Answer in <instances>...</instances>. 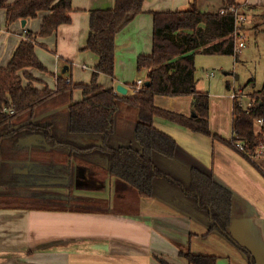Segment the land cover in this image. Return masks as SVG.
Here are the masks:
<instances>
[{"label":"trees","instance_id":"1","mask_svg":"<svg viewBox=\"0 0 264 264\" xmlns=\"http://www.w3.org/2000/svg\"><path fill=\"white\" fill-rule=\"evenodd\" d=\"M143 1L114 0L112 8L91 11L85 49L97 56L98 62L90 82L74 84L58 78L56 90L51 91L47 87L42 90L35 88L33 82L36 79L25 70L45 72V67L35 54L37 38L50 36L59 26L70 23L71 0H16L11 4H8V0H0V8L6 12L7 27L16 20L34 19L40 13H48L42 20L39 32L25 31L7 66L0 68V161L4 154L13 157L18 153L23 154L22 160L49 161L53 156L51 148L38 147L33 148L34 152H29L18 145L28 133L40 135L47 142L54 143L49 147H63V150L53 149L63 164L56 165L88 169L90 180L95 183L112 179L115 210L121 204L132 214L137 211L140 198L158 196L166 187H176L192 203V216L205 220L209 231L217 230L223 234L246 255L248 264H255L253 255L228 233L232 193L215 181L211 169L188 155L153 124L154 118H162L192 132L212 137L240 154L264 176V161H251V156H256L259 145L264 143V83L259 90L249 94L255 104L248 110L233 101L232 138L229 142L210 132L209 95L196 89L197 53L237 57L236 22L230 10L238 9L240 3L237 0H222V6L210 12L199 10L194 0L186 10L153 12L152 51L136 59L137 71H145V81L137 93L118 95L112 88L100 86L97 79L101 74L113 78L115 37L143 11ZM21 71L24 72L21 74ZM75 90H80L82 94L78 102H73L71 98ZM156 96H190L195 116L186 117L156 107ZM65 105L68 106L62 135L46 121H33L44 110ZM119 119L133 122V142L117 146L112 141ZM257 119L263 120L261 127L256 124ZM57 137L60 139L57 140ZM74 139H79V142ZM237 143L244 146V151L237 149ZM53 165L51 163L47 168ZM6 195L11 194L0 191V199ZM40 195L31 197L32 200L26 197V201L19 204L1 202L2 199L0 208H58L35 206L34 200L46 201L49 196L44 193ZM58 196L54 195L53 198L64 204L75 202ZM78 202H83L81 204L89 208L105 204L102 199H78ZM81 204L78 203L74 207L78 209L74 210L91 211L82 208ZM179 254L189 264H216L217 261L214 256L195 255L189 248L180 250ZM161 263L168 264L162 260Z\"/></svg>","mask_w":264,"mask_h":264},{"label":"crops","instance_id":"2","mask_svg":"<svg viewBox=\"0 0 264 264\" xmlns=\"http://www.w3.org/2000/svg\"><path fill=\"white\" fill-rule=\"evenodd\" d=\"M14 1L8 0V4ZM193 1L144 0L143 11L116 35L114 76L109 78L99 75L97 81L100 86L112 88L117 93L116 87L120 85L126 89V95H132L130 85L138 80L144 82L145 79L132 83L121 82L118 79V68L124 70L126 63L131 62L136 68L137 57L151 53L152 13L186 10ZM240 2L245 4L248 11L258 13V18H264V12L259 15V9L264 8V0ZM113 3L114 0H71L70 23L59 26L50 36L37 38L35 54L45 67V72L25 70L36 79L33 82L35 88L42 90L47 87L55 91L58 78L70 80L74 84L90 82L98 58L85 49L89 16L93 10L112 8ZM47 15V12L40 13L34 19L25 20V25H22V20H16L7 27L5 9L0 8V68L7 66L23 33L39 32L42 20ZM73 65H77L82 73H87L84 77L80 76V82H74ZM64 69L66 71L63 73ZM250 85L254 87V82ZM226 87L229 89L228 84ZM256 90L259 89L252 92ZM71 98L73 102L80 101L81 91L75 90ZM154 105L186 117L194 113L190 96H156ZM67 106L46 109L35 116L33 121H46L62 135L66 126ZM232 106L231 97L223 100L209 95V130L227 142L232 138ZM119 121L115 127L113 144L118 146L133 142V122L125 120L129 123L128 130H132V140L125 142L122 138L125 129ZM153 124L188 155L211 169L215 181L232 193L228 233L253 255L255 264H264V176L240 154L212 137L192 132L162 118H154ZM74 140L79 142V139ZM52 143L33 133L20 139L18 145L25 148V151L31 152L38 147L46 150L51 148L53 156L49 161L40 162L22 160L20 158L23 154L18 153L13 157L9 154L6 160L11 165L24 164L21 169L14 166L15 180L10 182L11 187L31 190L47 185L68 190L70 186L73 187L74 195L94 197L92 200L102 199L105 204L86 207L91 211H76L74 209L78 208L68 206H58L51 210L0 208V264H163L161 260L168 264H189L179 254L180 250L188 248L195 255L216 257V264H248L246 255L237 246L217 230L209 231L205 220L192 216V203L176 187H166L158 196L140 198L137 211L133 214L128 213L121 204L115 210L113 180L95 183L90 180L88 169H72V166L66 169L56 165L62 164V159L53 151L63 150V147H49ZM51 163L55 166L47 168ZM35 168L39 171L33 172ZM40 179H46V182L49 180L50 184L37 183ZM54 193L59 194L56 191ZM73 201L75 206L83 203L78 202V199Z\"/></svg>","mask_w":264,"mask_h":264},{"label":"rangeland","instance_id":"3","mask_svg":"<svg viewBox=\"0 0 264 264\" xmlns=\"http://www.w3.org/2000/svg\"><path fill=\"white\" fill-rule=\"evenodd\" d=\"M238 1L240 2V0ZM244 5V3L240 2L238 14L243 17V23L240 26L239 30L242 33V37L240 39L243 40L245 47L240 49L237 57L205 55L200 53H197L195 55L196 78L198 80L197 90H202L204 92H207L210 96L221 98L223 100H229L233 92L238 93L240 91H243L244 94L248 95V93L252 92V90L260 89L262 84L264 83V18H258V13L254 14L253 11H248V9ZM221 6L222 0H197V8L201 11H215ZM263 10L264 8L259 9V15H262V13L264 12ZM238 40L239 38H237V43ZM73 67L74 82H80L78 81L80 76L84 77L87 75V73H82V70H80L77 65H73ZM117 74H120V77L118 79L124 83H132L137 81L138 79H145V72L137 73L135 64L132 62L130 64L126 63V67L124 70L123 68L119 67ZM250 80H253L254 87L249 84ZM226 84L229 85V89H227ZM243 102H247L246 97L243 98ZM119 124H122L125 129L122 132V138L124 139V141L127 142L129 140H132V130H128L129 123H127L125 120H120ZM119 138H121V136ZM6 159L7 156L5 154L1 156L0 191L6 192L11 195H6L4 198H1L0 201L3 199L1 202L19 204L26 201V197L31 199V197L41 196L40 193H44L49 195L47 200H34L35 206H68L71 208L76 207V204L72 202L64 204L61 201L55 200L53 198L54 195H56L57 197H60L58 195H61V197L64 199L72 200H92V198H94L91 196V198H84V195H74L73 187L70 186L68 190H62L63 188L60 187H46L47 185L44 187H34L31 190L17 188L15 189L14 187L10 186V182H14L15 180L13 168L14 166H16L21 169L23 168L24 164L14 163V165H11V163ZM258 160H263V158H256L254 161L257 162ZM31 170L33 171V169ZM35 170L36 171L33 172L39 171L37 168H35ZM64 172L65 171H63V173ZM18 180L21 181L22 179ZM63 181L66 180L63 179ZM5 182L7 183L5 184ZM38 182H41L43 184H50V181L48 180L46 182V179H40V181H37V183ZM51 182L54 183L55 181L51 180ZM106 189H108L107 186ZM30 191H33V193H30ZM55 191L59 194H55ZM35 192H37V195H35ZM86 197L89 196L86 195ZM82 206L88 207L87 205Z\"/></svg>","mask_w":264,"mask_h":264},{"label":"built area","instance_id":"4","mask_svg":"<svg viewBox=\"0 0 264 264\" xmlns=\"http://www.w3.org/2000/svg\"><path fill=\"white\" fill-rule=\"evenodd\" d=\"M230 11H231V12L234 14V16H235L236 32H235L234 35H237L238 38H239L238 43H237V47H236V53L238 54V52L240 51V49H242V48L245 47V44H244L243 40L240 39V38L242 37V33H241L240 30H239V29H240V26H241L242 23H243V17L240 16V15L238 14V9H236V8H232ZM223 12H224V11H221V13H223ZM83 68H86V67L83 66ZM142 85H143V81H142V80H138V81L136 82V85H135L134 87L131 88L132 93H137V92L140 90V88H141ZM117 93H118V92H117ZM244 97L247 98V102H246V103L243 102V98H244ZM231 98H232L233 101H234V100L237 101L238 104L240 105V107H242V108L245 109V110H248L251 106H253V105L255 104V101L252 100V99L249 97V95L244 94L243 91H240V92H238V93L233 92V93L231 94ZM9 113L12 114L13 111H10ZM255 122H256V124H257L259 127H261V126L263 125V120H262V119H257ZM236 147H237L238 150H240V151H244V146H243L241 143H237V144H236ZM256 158H261V159L263 158V160H264V143H261V144L259 145L256 156H251V161H254ZM254 162H255V161H254ZM257 162H258V161H257Z\"/></svg>","mask_w":264,"mask_h":264},{"label":"water","instance_id":"5","mask_svg":"<svg viewBox=\"0 0 264 264\" xmlns=\"http://www.w3.org/2000/svg\"><path fill=\"white\" fill-rule=\"evenodd\" d=\"M22 25H25V20H22ZM66 71V69L63 70V73ZM146 85H148L149 83L148 82H145ZM116 92H118L119 94L121 95H126V89L123 88L122 86L118 85L116 87ZM195 114L192 113V116H194Z\"/></svg>","mask_w":264,"mask_h":264}]
</instances>
